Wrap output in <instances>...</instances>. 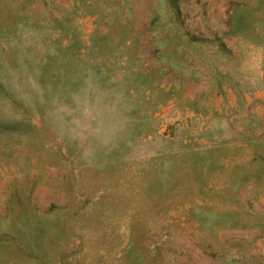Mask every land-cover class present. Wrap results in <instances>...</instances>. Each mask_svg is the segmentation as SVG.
<instances>
[{"label":"rangeland","instance_id":"374dc122","mask_svg":"<svg viewBox=\"0 0 264 264\" xmlns=\"http://www.w3.org/2000/svg\"><path fill=\"white\" fill-rule=\"evenodd\" d=\"M0 264H264V0H0Z\"/></svg>","mask_w":264,"mask_h":264}]
</instances>
